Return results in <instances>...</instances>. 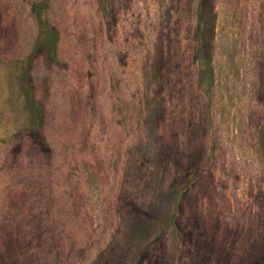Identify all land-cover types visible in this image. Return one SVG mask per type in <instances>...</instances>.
Instances as JSON below:
<instances>
[{"label": "rangeland", "instance_id": "rangeland-1", "mask_svg": "<svg viewBox=\"0 0 264 264\" xmlns=\"http://www.w3.org/2000/svg\"><path fill=\"white\" fill-rule=\"evenodd\" d=\"M0 264H264V0H0Z\"/></svg>", "mask_w": 264, "mask_h": 264}]
</instances>
